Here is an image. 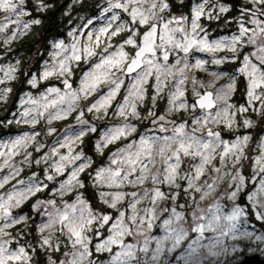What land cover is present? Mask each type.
I'll list each match as a JSON object with an SVG mask.
<instances>
[{"label":"snow or ice","instance_id":"1","mask_svg":"<svg viewBox=\"0 0 264 264\" xmlns=\"http://www.w3.org/2000/svg\"><path fill=\"white\" fill-rule=\"evenodd\" d=\"M250 2L254 6V9H245L244 11L251 15L249 23L253 27H247L241 22L239 34L233 35L230 39L224 38L216 41H209L206 35H200L204 31L199 23L201 17L207 16L209 19L212 18V10L206 11L205 5L207 0L192 8L190 23L189 18L184 15H172L168 19H165L164 14L171 10L169 0H126L125 3H115L113 7L123 8L125 11H129L130 9L129 14L132 23L144 26L147 30L141 34L139 29L133 30L128 28L127 30L131 33L129 37L119 45L116 51L101 56L99 63L95 64L94 69L85 73L79 89L74 90L71 83L65 79L63 81L66 89L65 92L61 93L59 88H50L47 94L41 97L40 101L32 100L31 103L36 105V107L25 111L23 115L29 117L33 112L37 115L32 116L30 121L25 120V122H30L34 126L38 122V117H43L50 108L54 109V112H49L48 123H51L53 119H64L76 110L77 102L81 99L82 95L87 98L103 84L109 85V91L90 104L87 110L88 112L95 111L97 113L104 110L105 114H107L108 107L111 106L112 100L119 93L123 85V80L115 76L117 72H123L125 75L136 73L133 77V83L130 85L128 95L124 98V103L118 106V115L124 117L125 120H127L129 115L133 117L139 116L137 101L144 99L143 85L153 75H155L157 94H159L162 86L169 78L175 81L174 90L170 92L169 111L187 110L189 105L184 100L185 90L183 87L189 79L186 72L192 68H203L205 64V61L199 59L196 60L195 64H189L187 61L188 54L193 49L213 53L227 49L233 53L232 59H237L239 57V49L243 48L245 43L255 46V51L243 56L242 64L238 71L246 77L248 82L247 96L249 106H252L254 101H261V105L264 107V19L260 18L264 17V0H250ZM180 3H183V0H180ZM23 4L24 0H0V11L8 14L5 19L9 23L19 25V17L29 14L23 9ZM38 5L40 10L47 7L43 3V0H38ZM228 11L229 8L227 6H219L220 13ZM13 16L17 17L15 21L12 20ZM32 24L38 25L40 24V20L33 19L22 26L24 29H28ZM7 26V24L0 26V31H4ZM121 30L123 29L117 28L112 31L111 35L115 36ZM107 32L108 28L100 29V35H104ZM138 36L140 37L139 42L137 40ZM92 39V35L89 34V42ZM99 44L100 36H97L95 46L98 47ZM125 45H131L136 49L134 56L130 57L129 53L124 50ZM54 47L59 49L56 55L61 58L57 60L56 65L44 71L43 78L45 79L56 74L64 76L67 73L70 75V64L72 61H80L82 57L96 55L91 43L81 47L79 41H74L69 48L63 42H60L55 44ZM104 52H108V47L104 48ZM173 53L176 54L175 63H169L170 56ZM180 53H183L182 57ZM224 59H227V57ZM221 62L222 60H214V63L217 64ZM14 71V68L9 67L4 72V78L13 79L12 73ZM213 75L218 78V74L213 73ZM234 81L235 77L232 78V81L225 88L218 89L215 94L210 91H205L202 94L194 87L193 92L198 99L190 107L193 112L199 108L201 115L193 117L192 124L194 126L190 132L186 130L188 127L187 122L177 125L174 121H166L165 116H159L158 121L172 124L171 135L141 137L138 143L133 142L125 148L118 150L117 153H113L110 165L96 171L94 179L98 183L110 188H120L125 182L133 185H143L148 180H151L154 185L151 189H145L143 196H140L137 192L123 193L116 191L112 193H100L102 202L113 209L117 208V204L126 195L133 197V201L129 205L132 209V215L127 217L128 222H126L125 212L118 210L119 215L109 229L110 235L96 245L97 252L112 253L113 247L119 249L111 256L108 264H149V260L151 264H159L160 258L165 252L169 254L173 253L186 240L189 241L187 247L177 258L182 260L183 264H205V261L209 257L219 258L222 255H227L229 249L221 247L223 237L231 236L233 240L245 238L253 240V242L264 243V235H255L246 228L242 230L241 221L243 218L246 222L247 214L243 207L235 203L238 193L245 183V178L240 170L237 169L234 175H231L227 171L223 175H220L222 169L214 167L213 171L217 173V176L212 180V183H208L207 181H205L204 185L197 183L201 176L204 175L206 166L210 165L215 158L217 148L222 146V150L218 154L222 166L226 165L228 159H231L232 166L235 167L244 156V149L247 147L250 139L249 136H238L234 141L229 142L221 139L220 132L213 131L207 127L209 123H222L225 127L231 129L236 123V112L231 111L234 106L228 102L231 93L235 90ZM2 83H4V80L0 79V84ZM32 83L35 86V80ZM192 83L196 85L198 82L193 79ZM200 87H204V85L200 84ZM10 91V88L0 89V99L6 98ZM52 94L55 95L50 99L49 97ZM153 101H155V97H153ZM214 108L217 109L215 113L212 111ZM247 110V108L241 106L239 112L243 113ZM83 115L84 113L81 111L79 116H77V120L81 125H87L88 121L82 119ZM149 115H154V113H149ZM156 122L153 121V123ZM244 125L251 127L252 121L245 119ZM202 129H207L206 137L196 135ZM90 130L96 131L95 127H91ZM51 131H54V129H50ZM132 131H135V127L129 124L110 129L103 137L104 146L114 142L121 136H127ZM160 131H168L163 123L160 125ZM38 134L34 133L32 136L25 134L12 141L10 145L0 146L7 149L6 152L0 151V157H6L4 164L8 165L9 159L19 154L17 149L26 146ZM85 134L86 130L81 129L74 133L68 132L64 136L63 142L59 143V148H67V154H59L56 147L51 150L53 156H59L58 161H55L53 164L57 173L63 174L68 167H71L67 180L62 181L60 184L59 191L61 195L65 192H71L77 187L84 188V183L79 179V174L91 166V161L88 160L86 163L77 164V161L86 158L83 157L82 152L73 154L72 145L76 141L82 140ZM100 147L101 145L98 143L97 148L99 149ZM29 155L31 154L29 153ZM157 155L160 158L163 171L157 168L153 172L152 168L155 167ZM182 156H190L194 160L198 158V163L193 164L192 170L183 176L180 175ZM39 162V160L36 161V163ZM112 165H116V167H112ZM10 167L14 168V166ZM253 170L254 172L264 173V144H261L260 155L254 160ZM227 175H231V182L228 187L230 189L234 187L235 190H226L220 199L226 197L228 200L233 201V206L230 210L225 211V207L220 203V199L216 200L207 209L200 208L197 203L190 213L191 223L189 224L185 214L178 212L173 207L170 216L162 221L161 227L164 235L160 237H149L146 235L145 225L147 226V230L150 231L153 228V222L157 219L155 215L157 201L168 198L155 185L168 184L178 188L180 185L176 183L177 179H184L187 181L185 191L192 189L195 192H199L201 194L200 200H204L210 193L216 191L218 182L222 181L224 176ZM133 176L135 179H130ZM9 178V176H5L3 182H0V187H3ZM47 179L52 180L53 177L48 175ZM19 183L23 184L24 182L20 181ZM41 190L42 187L40 185L29 184L23 189L8 193L6 197L0 196V213H2L0 219L7 221L0 225V236H8L9 233L5 229L26 219L24 216L12 217L10 209L20 206L22 201ZM149 193H151L153 208L145 209V215L139 216L136 211V205L141 199L147 198ZM176 195L178 193L172 196L173 200L176 199ZM108 196L111 199L105 198ZM262 196H264V178H261L259 188L248 195V200L252 202L254 208L257 206L264 207V199L260 198ZM192 199L195 202V197H192ZM41 203L51 205L53 211L46 213L48 219L38 226V230L44 233L46 229H54L59 225V231H67L68 238L74 249L71 253V259L67 262L61 261V264H83L85 258L92 254L89 249L91 241L87 236V232L91 230V225L99 221L101 227H103V225L108 224L112 220V217L107 214H94L91 207L82 199V193L76 196L75 202H65L62 209L56 207L55 200L47 202L38 201L37 205L33 207L36 208ZM180 207L183 208L184 205ZM256 218L264 221V213L257 211ZM186 224L187 227L185 226ZM206 233H210L211 235L206 236ZM191 234H195V236L189 239ZM133 236L144 237L143 242L141 243L139 240L135 243L125 242L127 237ZM50 239L51 232L48 236H42L41 246L51 247ZM153 240L155 241L154 249L150 248ZM9 243L10 241L8 240L0 242V264H11V262L27 264L30 257L26 249L20 247L18 250L9 251L5 247ZM201 249L206 250V255L201 254ZM238 250L240 249L236 246H233L231 249L232 252ZM138 253L145 254L143 261H141ZM89 264H92V262L90 261Z\"/></svg>","mask_w":264,"mask_h":264},{"label":"rangeland","instance_id":"2","mask_svg":"<svg viewBox=\"0 0 264 264\" xmlns=\"http://www.w3.org/2000/svg\"><path fill=\"white\" fill-rule=\"evenodd\" d=\"M180 1V0H179ZM53 0H43V3L47 6L52 4ZM87 2V5L85 4ZM125 3L126 0H60V3L64 4V14L67 15L66 31L63 35L51 40L49 51L42 55L38 69L33 67L36 65L37 55L31 56L29 63L26 67L21 65V56L16 54L14 47L15 42L23 36L27 30L24 29L23 24L28 23L33 19H39L35 16L39 11L38 0H24L23 9L29 13L28 15L20 16V24L9 23L5 17L7 13L0 11V26L7 24L8 26L4 31H0V79L4 80V83L0 84V89L10 88L11 91L7 94L6 98L0 99V103L5 105L9 102V99L13 97V93L16 90V83L25 84L26 88L22 89L18 94V98L14 104V109L10 111L9 120L2 124L0 127V146L10 145L12 141L24 136L25 134L32 136L34 133H39L33 140H30L26 146L17 149L18 155H14L9 159V164H4L6 157H0V182H3L5 176L10 178L3 187H0V196L6 197L8 193L14 190H20L32 185H40L42 190L36 192L34 195H30L26 200L22 201L20 206L10 209L12 217L24 216L26 219L18 224L13 225L10 228L5 229L9 233L8 236H0V242L3 240L10 241L5 245L9 251L18 250L20 247H24L30 257L27 264H61V261L67 262L71 259V253L74 251L72 243L68 238V233L59 231V225L54 229H46L44 233L38 230V226L46 222L48 217L47 212L53 211V207L47 203H41L38 207L37 202H47L50 200L56 201V207L63 208L64 203H73L76 201V196L82 193V199L91 207L94 214H107L112 217V220L108 224L103 225L99 221L94 222L91 225V230L87 232V236L90 238L91 243L89 249L91 256L86 257L83 264H108L111 256L119 249L113 247V252H97L96 245L103 241L110 235V227L119 215L118 210L125 212L126 222L127 217L132 215V209L129 207L133 201V197L126 195L123 200L117 204V208H110L108 205L102 202L100 196L101 192L112 193L120 191L123 193L137 192L140 196H143L145 189H151L154 187L151 180L145 181L143 185H133L125 182L120 188L107 187L101 183H98L94 177L98 169L108 167L110 165V159L113 153H117L118 150L125 148L127 145L136 142L138 143L141 137L144 136H165L171 135V123L158 121L159 116H165L166 121H174L177 125L187 122V131H191L192 119L194 116H200L201 110L197 108L194 112L191 109V105L195 103L198 98L194 92V87L202 94L205 91H212L214 94L218 89L225 88L235 77L234 91L231 93L229 103L233 105L231 111L236 112V123L231 129L225 127L224 124L209 123L208 128L213 131L220 132L221 139L229 142L234 141L238 136H249L247 147L244 149V156L241 161L232 166V160L228 159L226 165L222 166L219 159V152L222 150V146L217 148V154L212 160V163L206 166V171L200 180L197 181L199 185H204L205 181L212 183V180L217 176V173L213 171L214 167H220L222 169L220 175H223L225 171L234 175L236 170H240L241 174L245 178L244 187L238 193V197L235 201L236 204L243 207L246 211V222L242 218V230L246 228L249 232L255 235H264V221L256 218V212L264 213V207H253L252 202L248 200V195L256 191L260 186L261 178H264V173L254 172V160L261 152V144H264V107L261 105V101H254L252 106H249L247 87L248 82L245 76L239 73L243 56L255 51V46L245 43V46L239 49V57L232 59L233 53L224 49L217 52L197 51L193 49L187 56L189 64H195L196 60H203L205 64L203 68H192L187 70L186 74L189 79L184 84L185 96L184 100L189 105L187 110L169 111V98L170 92L174 90L175 81L171 78L162 86V90L157 94L156 92V80L155 75L149 77L144 87V99L137 101L138 117L128 116L127 120L124 117L118 115V106L124 103L125 96L128 95L130 85L133 83V77L136 73L131 75H125L123 72L115 73L123 80L119 93L112 100L111 106L107 109V114L104 110L99 113L93 111L88 112L90 104L99 99L102 95L107 94L109 91V85H101L94 93L87 98L81 96V99L77 102L76 110L67 115L64 119H53L51 123H48L49 112H54V109H49L43 117H38V122L33 126L30 122L26 123L25 120H31L32 116H36L35 112L31 116L25 117L23 114L25 111L33 109L36 105L31 103L32 100L40 101L41 97L47 94L50 88H59L61 93L65 92V86L63 81L67 79L71 83L72 88L79 89L81 81L85 75L94 69L96 63H99L101 56L108 55L113 51H116L121 43L125 41L131 34L127 29L133 30L139 29L142 33L146 27L138 24H133L129 11H125L123 8L113 7L115 3ZM205 0H195L192 4V8L197 4L204 3ZM171 5V2L169 0ZM225 5L229 8L226 13L219 12V6ZM206 11L212 10V18L207 16L201 17L199 23L203 28L201 36L206 35L209 41H216L224 38L230 39L233 35L239 34L240 23L243 22L247 27H253L249 21L251 15L246 13L245 9H254L250 0H240L236 6H234L229 0H207L205 5ZM191 12H177L171 10L164 14L165 19L170 16H187L189 23L192 16ZM115 17V19H114ZM219 17V18H217ZM264 19V17H260ZM16 16L12 17L15 21ZM34 25V24H32ZM31 25V26H32ZM30 26V27H31ZM108 28V32L104 35H100V29ZM117 28H122L117 35H111L112 31ZM15 33V35H13ZM91 34L93 39L91 42L88 40V35ZM100 36L99 46H95L96 37ZM139 36L137 40L139 42ZM74 41H79L80 46L91 45L96 52L95 56L82 57L80 61H72L70 64L71 74H65L60 76L58 74L43 78V73L46 69L57 64L58 57L56 54L59 49L54 47L55 44L63 42V44L70 48ZM111 45V47H109ZM108 47V52H104V48ZM124 50L131 56H134L135 48L131 45H125ZM70 54V53H69ZM183 56V53H180ZM227 57V59H224ZM176 54L173 53L170 56L169 63H175ZM214 60H222L221 63H214ZM11 67L15 71L12 73L13 79H5L4 72ZM213 73L218 74L214 76ZM115 78V77H114ZM195 79L198 83L194 85L192 80ZM35 80V86L32 81ZM44 84V86H41ZM203 84L204 87H200ZM55 94H52L49 98H53ZM155 97V101H153ZM222 103V102H218ZM243 106L248 110L246 112H239L240 107ZM217 109H212L215 113ZM83 111V120L88 121L87 125H81L77 116ZM154 113V115H149ZM249 119L252 121L251 127L244 125V120ZM153 121H157L153 123ZM161 123L168 129L167 132L160 131ZM125 124L133 125L135 131H132L127 136H121L119 139L104 146L103 137L110 129L123 126ZM12 128H9L10 126ZM91 127H95L96 131H91ZM50 129L54 131L50 132ZM81 129L86 130V134L82 137V140L76 141L73 145V154L83 153L81 161H77V164L86 163L91 161V166L86 168L83 173L79 174V179L84 183V188L77 187L71 192H65L61 195L59 188L62 181L67 180L71 171V167H68L63 174H59L55 171L53 164L58 161L59 156H53L52 149L58 148L59 154H67V148H59V143L63 142V138L68 132H78ZM90 134L94 135V149L97 152V158H94L88 152L90 148V141L87 137ZM207 129H202L197 132V136L206 137ZM100 143L101 147L98 149L97 144ZM39 149V151H37ZM0 151H7L6 148L0 147ZM29 153L31 155H29ZM39 160V163L36 161ZM182 163L180 166V175L192 170V165L198 163V158L195 160L192 157H181ZM10 166H14L10 167ZM116 167V165H112ZM151 167V166H150ZM159 168L163 171L160 158L156 156L155 167L152 171L155 172ZM139 174V173H137ZM51 175L52 180H48L47 176ZM231 175L224 176L222 181L218 182L216 191L210 193L204 200H200V193L195 192L192 189L185 191L187 188V181L178 178L176 183L180 186L177 188L174 185L158 184L155 187H159L168 198L157 201L155 205V215L157 219L153 222V228L148 231L145 225L146 235L149 237H160L164 235L162 230V221L168 218L171 214V209L176 208L178 212L185 214L188 223H191V211L199 204L200 208L207 209L216 200L220 199L222 194L227 191L235 190L229 188L228 185L231 182ZM130 179H135L131 177ZM23 181L24 183H19ZM46 185V187H44ZM15 186V188H14ZM176 195V199L173 200L172 196ZM192 197H195V202ZM111 199L110 196L105 197ZM264 199V196L260 197ZM220 203L224 205L225 211H228L233 206V201L228 200L226 197L220 199ZM184 205L183 208L180 206ZM27 207V209H25ZM153 205L151 203V193L147 198L141 199L136 205V211L139 216L145 215V209H151ZM2 216V213H0ZM4 219H0V225L5 223ZM187 227V224L185 225ZM34 229V234L31 233ZM51 232V239L49 246H41L42 236H48ZM211 235L210 233H206ZM195 234H191L190 238H194ZM144 237L133 236L127 237L125 242L135 243L139 240L143 242ZM188 240L184 241L182 245L177 248L173 253L167 252L160 258L159 264H183L182 260L177 259L187 247ZM207 243V241H205ZM58 246V248H57ZM236 246L238 251L232 252L231 249ZM221 247H227L229 252L227 255H222L219 258L209 257L205 264H225L232 263L241 260L247 254L258 253L264 256V243L253 242V240L240 238L233 240L231 236L222 238ZM150 248H155V241L153 240ZM201 254L206 255V250L201 249ZM67 254V255H66ZM141 261L145 259L144 253H138ZM150 256V253H149ZM16 264V262H11ZM149 264L151 261L149 260Z\"/></svg>","mask_w":264,"mask_h":264},{"label":"trees","instance_id":"3","mask_svg":"<svg viewBox=\"0 0 264 264\" xmlns=\"http://www.w3.org/2000/svg\"><path fill=\"white\" fill-rule=\"evenodd\" d=\"M195 0H183L180 3L179 0H170L173 10L177 12L189 13L191 12L192 4ZM234 6L240 3V0H229ZM87 5V2H85ZM35 16L39 17L40 24L32 25L27 32L21 36L14 44L16 49V54H19L22 58L21 65L26 67L31 59V56L37 55L36 68L40 64L43 54L49 51L51 40L58 36H61L66 31V21L68 19L67 15L64 14V4L60 3V0H53L50 6H47L43 10H40ZM16 90L13 93V97L9 99V102L5 105L0 103V127L9 120L10 111L14 109V104L18 98V94L22 89L26 88V85L16 83ZM44 86V84H41ZM11 125L9 128H12ZM90 141V148L88 147V152L94 158H97V152L94 149V135L90 134L87 137ZM27 209V207L25 208ZM34 229L31 233L34 234Z\"/></svg>","mask_w":264,"mask_h":264},{"label":"water","instance_id":"4","mask_svg":"<svg viewBox=\"0 0 264 264\" xmlns=\"http://www.w3.org/2000/svg\"><path fill=\"white\" fill-rule=\"evenodd\" d=\"M146 30L147 29H145L144 31H146ZM134 55H135V52H134ZM208 91H210V90H208ZM210 92H212V91H210ZM225 264H264V256H261L258 253H255V254H247L241 260H239L237 262L225 263Z\"/></svg>","mask_w":264,"mask_h":264}]
</instances>
